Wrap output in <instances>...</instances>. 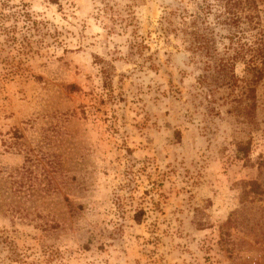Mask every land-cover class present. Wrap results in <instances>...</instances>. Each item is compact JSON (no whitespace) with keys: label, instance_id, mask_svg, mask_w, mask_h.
<instances>
[{"label":"rangeland","instance_id":"374dc122","mask_svg":"<svg viewBox=\"0 0 264 264\" xmlns=\"http://www.w3.org/2000/svg\"><path fill=\"white\" fill-rule=\"evenodd\" d=\"M176 4L0 0V264H264V77L222 86L162 34Z\"/></svg>","mask_w":264,"mask_h":264},{"label":"trees","instance_id":"16d2710c","mask_svg":"<svg viewBox=\"0 0 264 264\" xmlns=\"http://www.w3.org/2000/svg\"><path fill=\"white\" fill-rule=\"evenodd\" d=\"M53 4H57L58 0H48ZM177 3L176 7L169 11L166 16L161 18L160 30L164 36L169 33L181 34L183 43L188 51L195 57L203 56L206 58V69H211L212 74L219 75L223 79L222 86L232 87L233 69L237 62H242L246 65L248 72L251 74V84L249 83L245 100L253 98L254 86L264 77V42H257L255 39L250 44L242 43V31L240 29V18L237 17L236 11L242 10L243 3L250 7V10L256 9L255 0H186L194 5V10L189 12L185 7L180 5L184 0H174ZM29 17V14H27ZM179 17L180 22L174 23L170 18ZM212 21H209V17ZM189 18V19H188ZM188 19V20H187ZM11 29H4L9 32ZM228 41L230 44L240 42L241 48L232 55L225 57L218 56L216 43ZM14 37H7L5 42L13 43ZM248 55L249 57H246ZM218 56V57H217ZM215 78L213 75L203 77ZM217 84L210 87L207 92L209 94L215 91ZM251 93V94H249ZM243 104V100L239 101ZM255 102L246 106L243 111L246 115H250L255 109ZM238 151L247 155L248 149L238 147ZM249 186V191H257L258 185L255 181L246 183ZM143 215L140 210L135 215V221L140 222Z\"/></svg>","mask_w":264,"mask_h":264}]
</instances>
